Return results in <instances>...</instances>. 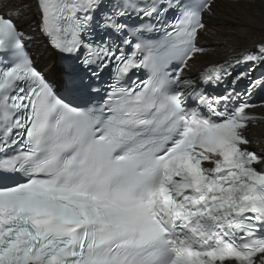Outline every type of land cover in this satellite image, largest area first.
I'll return each instance as SVG.
<instances>
[{
  "label": "snow or ice",
  "instance_id": "obj_1",
  "mask_svg": "<svg viewBox=\"0 0 264 264\" xmlns=\"http://www.w3.org/2000/svg\"><path fill=\"white\" fill-rule=\"evenodd\" d=\"M35 6L0 0V264H264V40L193 75L216 0Z\"/></svg>",
  "mask_w": 264,
  "mask_h": 264
},
{
  "label": "bare ground",
  "instance_id": "obj_2",
  "mask_svg": "<svg viewBox=\"0 0 264 264\" xmlns=\"http://www.w3.org/2000/svg\"><path fill=\"white\" fill-rule=\"evenodd\" d=\"M8 2L10 8L19 5V9L14 11L19 10L22 13L19 18L20 25L28 31V22L32 21L34 29L35 23L38 22L35 0ZM206 17L207 29L201 32L199 39L207 48V52L197 59L193 74L205 65L221 61L253 46L257 41L264 40V4L261 0H216L213 13L210 16L206 14L205 20ZM31 45L38 65L44 68L39 67L52 79L58 78L60 69L57 56L46 38L33 30ZM249 138L253 140L252 146L264 150L261 143L257 142L264 141V124L251 127Z\"/></svg>",
  "mask_w": 264,
  "mask_h": 264
},
{
  "label": "rangeland",
  "instance_id": "obj_3",
  "mask_svg": "<svg viewBox=\"0 0 264 264\" xmlns=\"http://www.w3.org/2000/svg\"><path fill=\"white\" fill-rule=\"evenodd\" d=\"M210 16V15H209ZM206 23H207V17H206ZM34 45H35V43H34ZM31 50H32V48H31ZM35 52V51H34ZM34 54V53H33ZM40 65V64H39ZM41 66V65H40ZM42 67V66H41ZM42 68H44V67H42ZM52 78V77H51Z\"/></svg>",
  "mask_w": 264,
  "mask_h": 264
},
{
  "label": "trees",
  "instance_id": "obj_4",
  "mask_svg": "<svg viewBox=\"0 0 264 264\" xmlns=\"http://www.w3.org/2000/svg\"><path fill=\"white\" fill-rule=\"evenodd\" d=\"M52 50V49H51ZM53 54H54V52H53ZM40 66V65H39Z\"/></svg>",
  "mask_w": 264,
  "mask_h": 264
}]
</instances>
